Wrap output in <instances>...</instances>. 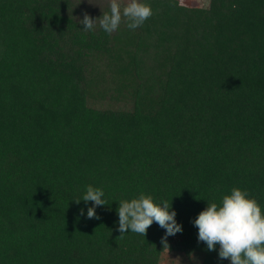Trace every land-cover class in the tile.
<instances>
[{
  "label": "trees",
  "instance_id": "1",
  "mask_svg": "<svg viewBox=\"0 0 264 264\" xmlns=\"http://www.w3.org/2000/svg\"><path fill=\"white\" fill-rule=\"evenodd\" d=\"M143 2L109 35L79 23L108 0H0V264H230L194 220L234 187L264 211V0ZM141 193L177 213L168 248L155 222L118 238Z\"/></svg>",
  "mask_w": 264,
  "mask_h": 264
},
{
  "label": "clouds",
  "instance_id": "2",
  "mask_svg": "<svg viewBox=\"0 0 264 264\" xmlns=\"http://www.w3.org/2000/svg\"><path fill=\"white\" fill-rule=\"evenodd\" d=\"M108 7L109 11H102L97 18L85 12L79 21L84 25L83 31L95 30L97 22L109 35L122 23L135 30L154 14L152 7L143 0H108ZM104 195L101 188L88 185L82 198L74 201L77 204L81 200L93 202V207L87 209V218L99 219L95 209L106 205ZM171 207L168 201L157 203L153 196L144 193L137 198L121 200L117 208V230L121 233L118 238L128 232L145 237L155 222L166 230L161 242L164 248H168L167 237L182 232V226L175 219L177 213L170 211ZM80 214L84 215L83 209ZM193 223L198 228V242H204L208 251L216 250L218 245L220 259H227L230 264H264V211L247 190L234 187L219 204L207 203Z\"/></svg>",
  "mask_w": 264,
  "mask_h": 264
},
{
  "label": "rangeland",
  "instance_id": "3",
  "mask_svg": "<svg viewBox=\"0 0 264 264\" xmlns=\"http://www.w3.org/2000/svg\"><path fill=\"white\" fill-rule=\"evenodd\" d=\"M184 4L208 6L210 0H180ZM161 264H193L182 253L165 252Z\"/></svg>",
  "mask_w": 264,
  "mask_h": 264
}]
</instances>
